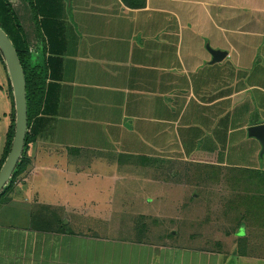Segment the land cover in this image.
<instances>
[{
	"label": "crops",
	"instance_id": "obj_1",
	"mask_svg": "<svg viewBox=\"0 0 264 264\" xmlns=\"http://www.w3.org/2000/svg\"><path fill=\"white\" fill-rule=\"evenodd\" d=\"M7 2L32 62L59 58L61 69L56 114L30 144L29 174L0 202V264H264L225 253L255 252L264 228L235 234L240 248L213 232L210 203L222 201L184 173L258 171L261 147L247 129L264 124V3L242 21L225 0L202 1V19L181 10L183 0L142 9L63 0L48 30L58 38L48 41L41 17ZM205 39L227 56L211 63Z\"/></svg>",
	"mask_w": 264,
	"mask_h": 264
},
{
	"label": "rangeland",
	"instance_id": "obj_2",
	"mask_svg": "<svg viewBox=\"0 0 264 264\" xmlns=\"http://www.w3.org/2000/svg\"><path fill=\"white\" fill-rule=\"evenodd\" d=\"M204 0H183V3L179 2L176 3L181 10H185L187 8H190L194 10L197 14L198 19L206 18L204 15V7L200 6L202 4L201 2ZM227 5H231L230 8H237L240 7L239 12L234 9L227 8V12L236 13L237 19H240L242 21H246L249 19H254L251 17L254 12L257 11V7L264 3V0H225ZM254 3V5L252 4ZM259 3V5H258ZM198 4V5H195ZM255 7V8H253ZM223 12V10H221ZM229 14L228 16H230ZM203 16V17H202ZM240 16V17H239ZM239 17V18H238ZM230 23L226 26V29H232L229 28ZM228 27V28H227ZM244 30V28L242 27ZM223 35V36H222ZM219 36L224 37L227 36L230 39H232L234 36L230 33H222ZM209 39V38H208ZM208 40L205 39V47L208 44ZM209 47L213 49V44L210 42ZM262 50H264V44H259L258 46ZM262 52V51H261ZM259 52L258 56H260L262 53ZM264 53V52H263ZM262 61V59H261ZM3 59H0V69H3L2 66ZM5 65V64H4ZM6 68V67H5ZM4 72L0 73V156L3 152L4 146H5V140H6V133L8 131V128L11 124V115H12V102L10 100V96L7 93L6 85H5V75H8L7 69L6 72L3 69ZM261 71V70H259ZM5 73V75L3 74ZM9 78V76H8ZM2 91V92H1ZM70 126H72L70 124ZM72 128V127H71ZM62 131H70V129L67 126L62 127ZM65 129V130H64ZM50 134L52 135V130L50 131ZM64 134V133H63ZM236 134L232 136L231 139H234ZM201 144L206 143L205 140L201 142ZM235 140L231 141V144H234ZM46 151V150H45ZM230 154L233 152V148H229ZM42 153V152H41ZM45 153V152H44ZM43 154V153H42ZM25 156L27 159V166L26 170L24 172L18 173L14 178L11 179L12 183V192L15 183L21 179L28 176L29 173L28 170L31 166V153H30V144L28 148L25 150ZM41 156V155H40ZM61 155L55 156L54 159L59 158V161H61ZM199 158H203V156L198 155ZM233 155H229L227 158L228 161H231ZM192 169H188L184 173L189 175L190 180H195L196 183L198 181H203L198 183V187H202L204 190V195H206L208 198L209 196L210 201L217 199V201H222L221 203L212 202L210 203L211 211L214 210L215 215L212 220H209L212 224V229L214 231H224L226 233L225 236H230V238H233L235 234H238L240 231L241 233H244V231L257 230L258 227L264 228V179L258 177V178H251L248 177L249 173L256 172L253 170L248 169H224V170H209L207 172L202 170V165H191L189 166ZM256 167L258 169V172H264V154L260 157V150L258 152V159ZM181 173V172H180ZM179 173V178H183V176ZM206 176V177H205ZM8 186V185H7ZM6 186V187H7ZM5 187V188H6ZM199 189V188H198ZM10 192V193H12ZM10 193H6L5 197L2 200L7 199L8 195ZM205 197L202 195H199L198 202L199 206L197 209L202 208L205 204L203 203ZM197 204V205H198ZM188 210L185 209L184 212H187ZM192 215V214H189ZM223 218H222V217ZM260 229V228H259ZM212 231V230H211ZM212 233V232H211ZM240 233V234H241ZM214 233L210 234L209 236L213 238ZM239 237L233 238V243L236 242L237 247L239 245H242L241 243L243 236L238 235ZM262 238H264V235H262ZM240 248V247H239ZM239 250V249H238ZM226 251V255L229 256L231 254H239L240 253H250L254 257L258 258H264L260 256H264V245H255L254 250L255 252H249L246 250H239V251ZM251 251V250H250ZM234 254V255H235ZM237 254V255H238ZM252 256V257H253Z\"/></svg>",
	"mask_w": 264,
	"mask_h": 264
},
{
	"label": "trees",
	"instance_id": "obj_3",
	"mask_svg": "<svg viewBox=\"0 0 264 264\" xmlns=\"http://www.w3.org/2000/svg\"><path fill=\"white\" fill-rule=\"evenodd\" d=\"M121 2L129 9H142L145 6V0H121ZM23 3L26 4L25 6L30 7L34 21L37 17L42 18L39 25L36 23L38 33L41 35V31H43L48 41L56 40L58 34L56 32L51 34L48 30L51 21L59 20L64 9L63 0H23ZM0 28L6 33L16 50L26 83L28 128L22 157L12 177L14 178L18 173L26 170L28 164L25 156L26 148L36 141L37 137L44 131V127H49L50 117L56 114L58 102L57 83L60 80L61 61L59 58L53 57L47 59L43 64L32 62L26 33L19 23L16 10L11 7L7 0H0ZM0 59H2L1 55ZM6 87L12 102V119L6 133L5 146L0 156V169L7 158L14 137V104L9 80ZM248 177L264 179V172L249 173ZM11 183L12 181L0 194V202L4 201L2 199L6 193L11 192Z\"/></svg>",
	"mask_w": 264,
	"mask_h": 264
},
{
	"label": "water",
	"instance_id": "obj_4",
	"mask_svg": "<svg viewBox=\"0 0 264 264\" xmlns=\"http://www.w3.org/2000/svg\"><path fill=\"white\" fill-rule=\"evenodd\" d=\"M206 50L211 55V63L220 62L227 56L225 51L213 50L209 45L206 46ZM0 55L8 72L14 104V137L7 158L0 169L1 194L11 181L22 157L28 128V117L24 72L12 42L1 28ZM247 134L249 138H253L259 143L261 157L264 154V124L249 127Z\"/></svg>",
	"mask_w": 264,
	"mask_h": 264
}]
</instances>
